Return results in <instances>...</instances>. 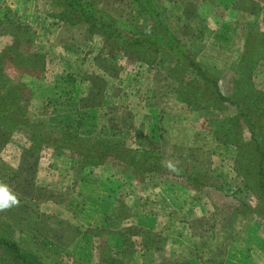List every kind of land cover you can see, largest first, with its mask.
Returning a JSON list of instances; mask_svg holds the SVG:
<instances>
[{"label":"rangeland","instance_id":"obj_1","mask_svg":"<svg viewBox=\"0 0 264 264\" xmlns=\"http://www.w3.org/2000/svg\"><path fill=\"white\" fill-rule=\"evenodd\" d=\"M89 1L116 17L124 33L144 28L130 0ZM215 1L163 0L165 14L158 9L197 63L218 68L217 87L228 96L235 59L227 58L224 45L211 37L223 12ZM49 9V0H0V50L16 39L19 53L43 55L45 61L41 71L28 73L6 60L5 73L21 84L27 97L22 101L26 116L53 128L113 136L127 147L158 151L159 171L143 173L137 190L146 199L150 194L162 197L169 219L162 236L147 232L133 215L141 210L137 199L126 192L127 197L116 202L112 194H119L120 187L122 193L128 189L123 176L128 166L114 162L78 172L67 154L41 147L36 155H28L23 148L30 143L23 132L0 127V183L19 201L0 210V232L18 243L31 264H123L119 253L131 250L122 241L133 236L162 247L157 264H187L186 256L195 264H264V202L254 203V193L235 172L233 146L214 138L200 112L175 100L176 82L161 66L129 62L119 52L110 56L115 63L109 62L99 37L85 31L84 24L44 17ZM257 16L262 22L254 29L264 37V10ZM254 74L255 83H264V67ZM114 207L117 215L111 217ZM106 213L101 222L100 215ZM171 221L188 228L181 249L185 255L166 248L172 240L179 248L183 238L178 232L185 233L179 226L172 231ZM250 227L257 233H250ZM93 239L95 249L90 248ZM0 255L3 264H23L1 246Z\"/></svg>","mask_w":264,"mask_h":264},{"label":"trees","instance_id":"obj_2","mask_svg":"<svg viewBox=\"0 0 264 264\" xmlns=\"http://www.w3.org/2000/svg\"><path fill=\"white\" fill-rule=\"evenodd\" d=\"M49 3L50 9L44 17L74 26L84 24L85 31L101 39V47L106 49L109 57L119 52L129 62H142L149 68L154 64L161 66L165 76L176 82L172 90L175 100L200 112L214 138L233 146L235 172L254 193V203L264 202V83H255L254 80V73L264 67L261 31L250 26L244 51L234 67L232 91L223 96L217 87L218 68L197 63L163 22L165 17L158 9L160 7L165 14L163 0H130L132 11L145 22L142 30L126 33L119 28L116 17L89 0H49ZM17 42L13 39L0 50V127L21 130L30 143L29 147L23 148L28 155H36L41 147L56 155L67 154L78 167V172L119 162L121 167H129V172L123 174L127 179L124 183L136 188L140 187L143 173L159 171L161 158L156 150L127 147L122 138L113 136H86L53 128L41 119L26 116L22 101L26 102L27 97L22 95L21 84L5 73L6 60L17 69L24 67L28 73L41 71L45 61L43 55L19 53ZM106 58L115 63L114 57ZM245 127L247 136L244 135ZM5 233L0 232V246L23 264H31L21 253L18 243ZM4 260L5 257L0 255V264Z\"/></svg>","mask_w":264,"mask_h":264},{"label":"crops","instance_id":"obj_3","mask_svg":"<svg viewBox=\"0 0 264 264\" xmlns=\"http://www.w3.org/2000/svg\"><path fill=\"white\" fill-rule=\"evenodd\" d=\"M215 2L219 4V9L225 13L222 12L218 16L219 30L213 32V30L211 29L212 31L210 33L212 36L211 35L210 36L212 37V39L217 38V41L221 42V44L224 45L222 52L229 59L232 58L233 56L235 59V62L233 65H235L240 59V57L242 56V53L244 51V44H245L246 36L248 32L251 31L249 30L250 26L256 27L257 25H255V23L262 22L259 19L260 16L258 18L257 12L259 9L264 10V0H217ZM226 13L229 16L233 14L235 19L233 18V16H230V18H227L228 15H226ZM232 62L233 61H231V63ZM97 184H100V182L98 181ZM125 185H126L125 188H128L126 189V191L124 190L125 193H122V190L120 187L119 194L117 192H114V194H112L114 198H116L117 200L116 202L120 200H124L127 197L126 194H128L126 192H129V195H128L129 197H134L141 203L140 212H137V214L135 213L133 214L134 216L136 215L137 223L141 225L138 227L144 228L146 229V231L147 230L149 231L154 230L155 232L157 231L156 234L162 236L163 231H164V223H166L167 220L169 219L168 213L170 212L166 210V207L162 206V203H161L163 202L162 197L158 198V195L155 197L150 194V195H147L148 198L146 199L144 195H141V193L139 194L136 187L128 183H125ZM97 198H99V195L97 196ZM115 209L116 207H114L111 217L117 215V213H115ZM106 217H107V213L100 215L101 222H103L104 219H106ZM132 221L134 220L132 219ZM169 226H171L172 231L174 230V228L177 229V227L179 226L178 229L183 228L185 230L184 231L185 233L180 232L181 230L178 232V234L183 238V239H179L177 242V246H179V248H175L173 246V240L168 241L171 244L170 246L166 248L168 249V251L172 250L171 252L173 255H177L180 252L185 255V253L182 252L181 249L184 248L183 244L186 241V239H184L186 238L185 235L189 234V232H187L188 228L185 229L184 227H181V225H178V222L176 221H171ZM168 230H169V227H168ZM253 231L257 233L256 229H253L250 227L249 232L251 233ZM134 237L136 236H133L128 239H124L122 241V243H124L126 247L125 249L131 250L128 255L125 254V251L124 253L122 251L119 253L118 257L123 258L122 259L123 264H157V261L159 259L158 258L159 254L164 253L163 251L161 252L162 247L157 246L155 244L148 245L150 241H147L146 237H140V239H136V238L134 239ZM154 237L157 238L160 236L156 235ZM135 240H137L138 243H135L134 242ZM94 241L96 240L95 239L91 240V243H90L91 249L93 248L95 249L98 246L97 243H95ZM155 242H156V239H155ZM246 247H248L249 249L250 247L252 248L254 247L253 249H255L256 246L247 245ZM120 250L121 249H119V251ZM239 257L240 256H238V258ZM115 258L117 259V256ZM186 261H187V264H195V259L192 256L190 257L186 256Z\"/></svg>","mask_w":264,"mask_h":264},{"label":"clouds","instance_id":"obj_4","mask_svg":"<svg viewBox=\"0 0 264 264\" xmlns=\"http://www.w3.org/2000/svg\"><path fill=\"white\" fill-rule=\"evenodd\" d=\"M18 203L17 196L10 192L6 184L0 183V210L10 208Z\"/></svg>","mask_w":264,"mask_h":264}]
</instances>
